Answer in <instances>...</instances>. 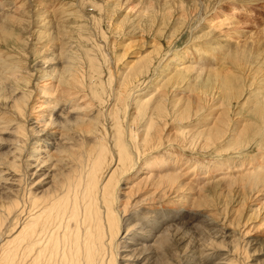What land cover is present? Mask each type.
<instances>
[{
	"label": "bare ground",
	"instance_id": "1",
	"mask_svg": "<svg viewBox=\"0 0 264 264\" xmlns=\"http://www.w3.org/2000/svg\"><path fill=\"white\" fill-rule=\"evenodd\" d=\"M262 2L0 0V264H147L174 254L169 205L259 194L264 26L231 12Z\"/></svg>",
	"mask_w": 264,
	"mask_h": 264
},
{
	"label": "rangeland",
	"instance_id": "2",
	"mask_svg": "<svg viewBox=\"0 0 264 264\" xmlns=\"http://www.w3.org/2000/svg\"><path fill=\"white\" fill-rule=\"evenodd\" d=\"M129 6H134V5H129ZM227 6L228 4L224 3L220 7V9L224 8L222 12L223 14H225L224 11H229ZM248 9L249 10H240V11L231 12V13L237 14L239 18L243 20L245 19V21H246L245 17H247L249 19L248 22L250 23L252 21V23L250 24H253L254 26H256L254 30L257 31L259 30L258 28H261L264 26V4L262 2L259 6H256L255 8H248ZM106 10H110V9H105V11ZM105 11L103 12L102 16L106 20V25L109 24L111 26V29L108 31V35H111V31L113 27L115 26L114 23L117 20V17L114 11L108 13L107 15H105ZM217 12H220V10H218ZM251 27L253 28V26ZM104 28L106 30V26ZM127 32H128V29L125 28L124 34H122L125 36H120L118 40L126 41V43H128L131 41V39L140 38L137 34H127ZM112 37L110 36V41ZM180 38H178L175 42H170L172 44L169 45V48L170 49L172 48L173 50L180 49V48H187L191 45L192 39H194V37L190 34L188 30H185L182 36H180ZM99 41L103 42L104 38L100 39ZM1 47L2 49H0V53L4 51L2 45ZM138 52H139V49L135 48V50L133 51L134 55L132 56V61L135 60ZM0 138H1L0 141L5 143L3 148H0V153L8 151L10 149V145H7V144L12 140V135L4 132L2 134L0 133ZM8 140L10 141L8 142ZM259 155L260 154H257V157ZM257 161L259 160H256V162ZM260 188L262 189L260 192H264V187H260ZM260 188H258V191L260 190ZM208 190H205V191H208ZM220 191H221V187H219V194H218L219 196L215 195L214 198L216 200L213 198V200L209 202L210 204L199 201L197 203H194V206L196 207L190 206L191 209L189 208L188 205L180 206L179 204H176V208H174L175 204L169 205V207L170 206L172 207L171 212L172 211L176 212L177 217H174L175 219L174 221L176 222L175 227L179 230L178 231L175 228L177 239L175 238V241L173 243L174 246L172 245L174 247V251H173L174 254L172 253L173 256H168V254L164 256V254L166 253V250H165V243H163L162 241L161 244H159L161 248L158 251L159 256L160 254H162L160 256L161 258H163L162 261L161 259H158L160 258L158 257V255L157 256L155 255L157 259L155 257H152L153 259L149 261L150 263L159 264V262L161 261L160 262L161 264L164 260V262L166 263L163 262L162 264H219L220 262H223V261L222 259L221 260L217 259V257L219 258L220 257L219 255L222 253H225L228 248L229 250L235 249L237 252L238 251L240 253L242 252L241 256L245 255V258L247 255V258L244 260L245 264L246 263L247 264H264V208H263L264 207V195H262L263 193L259 192V194L258 193L254 194L253 192L252 194L250 191H247L245 193L246 195L245 196L244 193L237 191V189H235L233 193H229V195L227 194V191L226 192H224L223 190L221 192ZM250 193L252 194V196ZM225 194H227V196ZM229 196L231 197V199H229L230 198ZM247 196H249V198ZM161 205H164L162 206V210L160 209ZM167 207L168 205L166 204H157L155 206V209L161 210L160 214H163L164 212L165 213L168 212L169 207L168 208ZM257 209L259 210V213H257ZM218 211L220 212L218 213ZM213 212L214 213L216 212V215ZM207 214H212L214 218V222L213 221L210 222V219H208L209 217H207ZM217 215H218V218L216 219ZM188 220H189V223H188ZM208 222H210V224H208ZM162 224L165 225L166 221L165 223H162ZM224 231L227 232V235L223 237L221 235L222 234L221 232H224ZM250 240L253 242L251 243ZM209 246L212 247L211 248L212 250L210 249ZM149 262L147 264H150Z\"/></svg>",
	"mask_w": 264,
	"mask_h": 264
}]
</instances>
